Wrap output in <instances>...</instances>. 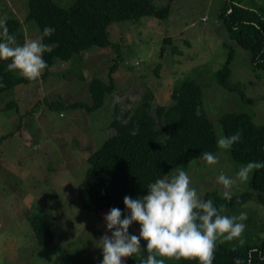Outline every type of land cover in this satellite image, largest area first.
<instances>
[{"label":"rangeland","instance_id":"rangeland-1","mask_svg":"<svg viewBox=\"0 0 264 264\" xmlns=\"http://www.w3.org/2000/svg\"><path fill=\"white\" fill-rule=\"evenodd\" d=\"M54 1L64 8L76 2ZM172 3L167 19L111 24L109 40L115 47L58 61L43 78L40 29L26 20L29 0H0V25L8 19L21 23L15 44H0V57L19 53L23 60L16 57L19 65L11 72L33 79L0 97V264H125L129 252L149 262L160 223L167 225L211 192L222 198L253 193L254 167L232 160L220 119L246 113L264 126V72L253 68L249 52L230 38L219 20L223 0ZM260 5L264 12V3ZM231 52L228 90L217 75ZM115 58L117 91L106 97L104 106L93 113L68 108L92 104L89 85L94 79L107 81ZM186 80L202 91L218 152L174 169L125 212L100 219L84 211L79 188L89 156L114 134L113 106L135 108L147 89L155 103L166 106L173 88ZM253 195L223 214L225 224L217 237L228 246L264 242V205ZM45 212L55 219L54 240L40 246L30 218Z\"/></svg>","mask_w":264,"mask_h":264},{"label":"trees","instance_id":"trees-1","mask_svg":"<svg viewBox=\"0 0 264 264\" xmlns=\"http://www.w3.org/2000/svg\"><path fill=\"white\" fill-rule=\"evenodd\" d=\"M172 2L76 0L73 6L64 8L54 0H29L26 20H33L40 29L43 78L58 61L70 62L93 49L113 47L108 31L113 23L136 22L144 17L169 18ZM260 3L264 0H223L218 18L230 38L249 52L253 68L264 72V12ZM20 28L16 19L1 24L0 44L14 45ZM16 57L21 63L19 53L0 57V97L33 80L11 72V68L19 65ZM232 58L233 52L217 75L219 84L228 90H232L229 82ZM118 61L115 58L107 81L94 79L90 83L92 104L75 103L67 107L84 109L87 113L101 109L106 97L117 91L113 73L118 69ZM202 99L200 87L186 80L173 88L166 106L155 103L150 89L135 108L124 111L116 103L110 123L114 134L88 158L89 168L78 192L82 209L100 219L125 212L138 205L174 169L218 152V140L203 111ZM220 124L232 160L254 167L251 188L264 205V126L256 124L246 113L226 114ZM253 193L234 198H222L216 192L206 194L189 211L179 212L167 225L159 224V241L150 247L149 262L129 252L125 264H264V242L231 247L217 237V230L225 224V210L245 203ZM30 219L38 245L51 244L55 230L53 215L32 214Z\"/></svg>","mask_w":264,"mask_h":264}]
</instances>
